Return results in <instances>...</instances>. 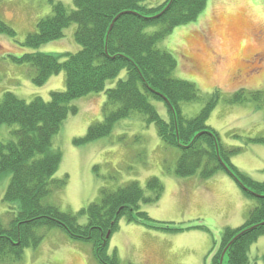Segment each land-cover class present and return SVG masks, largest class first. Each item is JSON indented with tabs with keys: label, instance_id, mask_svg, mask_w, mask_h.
<instances>
[{
	"label": "trees",
	"instance_id": "obj_1",
	"mask_svg": "<svg viewBox=\"0 0 264 264\" xmlns=\"http://www.w3.org/2000/svg\"><path fill=\"white\" fill-rule=\"evenodd\" d=\"M145 1L73 0L72 9L58 1L53 4L52 13L40 19L36 30L27 35L25 44L37 47L59 39L76 22L75 39L81 48L62 53L34 51L13 57L14 61L33 67L32 80L37 85L64 71L66 88L50 92L48 100L35 96L28 101L9 90L0 97V125L19 124L13 130L16 138L0 141V176L7 171L12 173L4 194L10 220L0 222V264H11L21 259L25 247L38 246L43 235L37 228L42 226L61 227L74 238L92 240L103 264H120L115 253L108 255L107 247L121 218L172 233L207 229L201 223H160L140 208L141 201H157L162 196L164 184L156 176L147 182L150 196L145 195L136 180L116 189L102 188L101 199L80 210L87 215L86 224L79 223L76 214L64 212L49 201L51 193L66 184L65 178H53L63 158L61 150L52 147L53 138L68 115L77 113V106L71 104L73 99L101 91L106 94L103 119L92 123L86 135L75 142L110 134L115 123L132 111L144 113L148 122L156 124L165 143L180 148L177 174L191 176L200 172L202 178H209L219 170H227L245 195L256 201L244 223L224 229L218 247L209 252L211 264H222L224 251L228 264H258L251 261L249 251L264 234V179L241 172L231 158L243 147H227L219 132L207 124L221 97L218 92L206 99L195 116L183 113L181 103L200 99L201 92L194 82L174 75L177 59L157 45L176 26L196 20L208 0H166L158 6ZM154 24H160V29L153 33L145 30ZM0 31L15 33L3 20ZM122 70H126V77L106 87L107 81L118 77ZM151 97L165 101L169 118L162 117ZM253 97L263 100L264 93L249 97L239 90L229 101L240 103ZM244 143L264 144V135L245 137Z\"/></svg>",
	"mask_w": 264,
	"mask_h": 264
},
{
	"label": "rangeland",
	"instance_id": "obj_2",
	"mask_svg": "<svg viewBox=\"0 0 264 264\" xmlns=\"http://www.w3.org/2000/svg\"><path fill=\"white\" fill-rule=\"evenodd\" d=\"M58 1H62L70 9L75 7L73 0H0V20L15 31L14 34L0 31V97L9 90L28 101L35 96L48 100L50 92L65 90L64 71L52 75L43 85H37L32 80L33 67L27 62L19 63L13 59L34 51L62 53L75 52L81 48L75 39L76 22L71 23L65 29L64 36L59 39L37 47L25 44L27 35L36 30L40 19L52 13L53 4ZM165 1L146 0L145 3L158 6ZM226 2L235 6L228 8ZM239 12L247 16L251 24L245 29L246 33L239 37V47H235L232 41L223 38V26H232L233 21L224 22L220 17ZM160 27V24H154L147 26L145 30L153 33ZM194 36L201 38L200 42L206 49L198 45ZM157 45L170 51L177 59L174 75L194 82L201 92L200 99L181 103L182 111L187 117L198 114L206 99L218 92L221 97L207 124L219 132L223 144L235 147L227 144L239 141L243 145L245 137L264 135V99L254 100L253 97L240 103L229 101L239 90H243L249 97L264 93V0H208L196 20L176 26ZM236 48L241 55L240 59L245 63L234 60L231 56V51ZM195 52L197 55L192 54ZM124 77L126 70H122L118 77L109 79L106 87L114 86L119 78ZM105 100L106 94L101 91L71 101L78 111L70 113L64 120L52 145L53 148L60 149L63 155L53 178H65L66 184L61 189H55L49 201L64 212L76 214L78 222L86 224L87 215L80 213V210L99 201L102 188L116 189L136 180L145 190V195L150 196L147 182L156 176L164 184V192L157 201H141L140 208L160 223H201L207 229L193 228L172 233L143 224L142 246L139 232L125 227L132 222L121 218L119 227L110 238L108 255L115 253L120 264H189L183 256L184 244L177 247V254L171 259L159 260L152 256L156 261L150 260L158 248L162 250L164 241L160 234L187 237L188 233L198 232L207 238L209 249L218 247L224 229L242 223L237 225L232 219L228 222L226 215L219 217V210L216 212L210 208L211 205L203 199L201 193L204 192L199 185H203V181L212 176L202 178L200 172L191 176L176 173L180 148L165 143L158 135L156 124L148 122L144 113L132 111L129 116L115 123L110 134L88 142H75L77 138L86 135L92 123L103 119ZM150 100L163 118H169L168 107L163 99L151 97ZM17 128L18 123L0 125V141L16 138L13 130ZM251 144L257 143L246 145ZM241 163L251 174L257 176L254 178L264 179L262 155H259L254 164H259L257 168H251L252 165L246 161ZM11 176L10 171L0 176V222L3 223L10 220L4 194ZM250 200L256 205L255 199ZM37 230L43 235L41 243L25 247L21 259L11 264H103L96 255V246L92 240L74 238L61 227L42 226ZM205 254L209 256L208 252ZM249 255L252 262L264 264V234L250 246ZM222 264H228L227 256Z\"/></svg>",
	"mask_w": 264,
	"mask_h": 264
},
{
	"label": "crops",
	"instance_id": "obj_3",
	"mask_svg": "<svg viewBox=\"0 0 264 264\" xmlns=\"http://www.w3.org/2000/svg\"><path fill=\"white\" fill-rule=\"evenodd\" d=\"M226 4L228 8L235 6L230 2H226ZM240 144L242 143L238 141V143H229L227 145L239 146ZM240 146L243 148L239 154L237 153L236 156L231 158L232 162L241 172L248 174L253 178H257V176L253 175V173L251 174V172H249L246 166L242 165L241 162L246 161L252 165L250 166L251 168H257L259 164H254L256 163V159L259 158V155L264 157V146L260 144H251V146H248L245 143ZM194 186H196V184H194ZM189 187L193 186L189 185ZM199 187L200 190L204 192L201 194L205 202L208 205H211L210 208L214 209L216 212L217 209L219 210V214L217 213L219 217L223 218L226 215L228 222L232 219L237 225L243 223L249 209L254 206V202H252L250 198L245 195L242 186L228 171L219 170L214 176L203 181V185H199ZM228 188L232 191L228 190ZM125 227L139 232L142 241L141 245L143 246V225L139 223H132L126 224ZM160 237L164 241L162 245L163 251L158 248L157 253L151 255L150 260L156 261L153 257L159 260L171 259L175 256V254H177V247L184 244L183 256L186 258V262H189V264H211V256H208L205 253H209L212 248L209 249L210 245L208 244V240L202 233H188L187 237H175L167 234H160ZM188 237H192L193 239Z\"/></svg>",
	"mask_w": 264,
	"mask_h": 264
},
{
	"label": "bare ground",
	"instance_id": "obj_4",
	"mask_svg": "<svg viewBox=\"0 0 264 264\" xmlns=\"http://www.w3.org/2000/svg\"><path fill=\"white\" fill-rule=\"evenodd\" d=\"M243 9H241L242 11ZM228 15L227 17L221 15V19L224 20V22H227L229 20L233 21L232 26H223L224 27V32H223V38L224 39H229L230 41L233 42V46L235 47H239V37L243 34H245V29L251 24V22L248 20V17L245 16L243 13L239 12V13H233V14H226ZM192 35H189V37L192 39L193 37H191ZM195 40L198 41V45L201 46L202 45V49H206V46H204L200 40V37H195ZM250 45V43L248 44ZM193 55L197 53H192ZM199 54V53H198ZM231 56H233L234 60H241L245 63L244 60L240 59V54L236 49H234L233 51H231ZM245 68V67H244Z\"/></svg>",
	"mask_w": 264,
	"mask_h": 264
},
{
	"label": "water",
	"instance_id": "obj_5",
	"mask_svg": "<svg viewBox=\"0 0 264 264\" xmlns=\"http://www.w3.org/2000/svg\"><path fill=\"white\" fill-rule=\"evenodd\" d=\"M160 13H162V12H160ZM226 168H227V166H226ZM224 255H225V251H224L223 254H222L221 263L223 262Z\"/></svg>",
	"mask_w": 264,
	"mask_h": 264
}]
</instances>
